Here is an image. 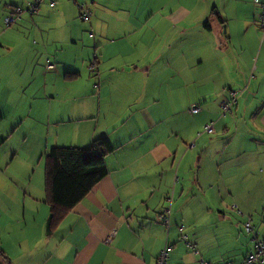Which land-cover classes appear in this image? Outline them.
<instances>
[{"label":"crops","instance_id":"1","mask_svg":"<svg viewBox=\"0 0 264 264\" xmlns=\"http://www.w3.org/2000/svg\"><path fill=\"white\" fill-rule=\"evenodd\" d=\"M78 1L92 9L89 22L74 0H46L9 27L3 20L4 30L0 24L18 57L0 63L18 65L32 89L26 109L0 110V189L14 196L0 206V258L156 264L169 243V264L243 261L255 242L244 227L251 213L264 239L260 5ZM9 2L5 16L31 0ZM48 59L55 68H46ZM233 91H242L238 103L221 116ZM210 122L212 134L204 131ZM101 137L115 148L105 157L107 174L50 231L44 174L34 184L35 169L26 181L11 168L20 148L33 167L52 147L87 148Z\"/></svg>","mask_w":264,"mask_h":264},{"label":"trees","instance_id":"2","mask_svg":"<svg viewBox=\"0 0 264 264\" xmlns=\"http://www.w3.org/2000/svg\"><path fill=\"white\" fill-rule=\"evenodd\" d=\"M114 149L107 137H101L87 148L55 146L45 153V199L50 205V231L105 177V157Z\"/></svg>","mask_w":264,"mask_h":264},{"label":"built area","instance_id":"3","mask_svg":"<svg viewBox=\"0 0 264 264\" xmlns=\"http://www.w3.org/2000/svg\"><path fill=\"white\" fill-rule=\"evenodd\" d=\"M45 1L46 0H33L27 5V7H23L20 5L13 6L11 11L5 16V18H3L5 22V26L9 27L13 25L14 23L18 22L19 19H21L23 13H25L26 11L29 13H35L39 11L41 5ZM49 1L51 5H54V0H49ZM74 2L80 10L79 16H81L83 21L89 22L93 16L92 9L87 4L81 3L78 0H74ZM254 2L260 5L261 7V10H260L261 13H260L258 21L262 29V32L264 33V0H254ZM54 66L55 64L51 62L50 59H48L46 68L53 69L55 68ZM241 92L233 91L229 98L222 100L221 116H226L228 113H231L234 110L233 108L238 103L239 95L241 94ZM200 110H201L200 106H193V107H190L189 109V111H192L193 113H197ZM204 131L210 134L214 133L215 132V122L208 123L205 126ZM233 208L235 209L237 213L241 215L244 214V212L240 208H238L237 204L233 205ZM163 218H164L165 224L169 226L170 210H166V213L164 214ZM252 219H253L252 216L250 217L248 216V219H246V222H245V229H246V232L252 234V238L255 241L253 249L246 255L245 259L241 262H223V263H218V264H264V239L259 236V233L257 232L255 224H254V220ZM182 230L183 228H181V231ZM114 234H115V230H112L110 237ZM110 237L107 239V242H110L111 240ZM182 239L193 252L198 254L197 246L194 243L190 242L188 235L182 233ZM170 249H171V245L167 243L165 247L163 248V250L161 251L156 264H169ZM201 264H211V262L207 260H202Z\"/></svg>","mask_w":264,"mask_h":264},{"label":"rangeland","instance_id":"4","mask_svg":"<svg viewBox=\"0 0 264 264\" xmlns=\"http://www.w3.org/2000/svg\"><path fill=\"white\" fill-rule=\"evenodd\" d=\"M30 1V0H29ZM32 1V0H31ZM10 3L9 0H0V24L3 27V30L5 27L3 26V18L5 17V14L7 13L9 9V5L6 4ZM5 36L0 37V60H15L18 57L17 51H12L9 53V46L5 43ZM3 45V46H2ZM25 69V68H24ZM23 69V71H24ZM19 67L18 65L14 66H4L0 63V110L8 108V107H18V109H26V104L29 101V98L31 96L30 91L32 90L30 88V84L25 80V77L21 73L19 75L18 73ZM22 71V72H23ZM13 147H16L17 149L19 147L11 144ZM21 149V152L18 155V159H16V162L13 164V169H18L19 172H21V175L26 178V181L31 179L32 170L34 172L35 169V177L33 178V183L37 184L39 181V176L41 174H44V178H41L43 184L45 182V162H44V156L42 157L40 155L38 163H36L33 167L28 165L26 163V159L23 157V149ZM31 167V168H30ZM30 170V171H29ZM7 187V185H6ZM4 188L0 189L3 190ZM5 191L2 192V198L0 200V206L2 202L5 200H13L14 196L10 193H8V188L4 189ZM45 196L46 192L44 190ZM251 216L253 217V213H251ZM5 218V217H4ZM254 219V217H253ZM3 231V228H1ZM258 232V231H257ZM0 264H10L9 258H1Z\"/></svg>","mask_w":264,"mask_h":264}]
</instances>
